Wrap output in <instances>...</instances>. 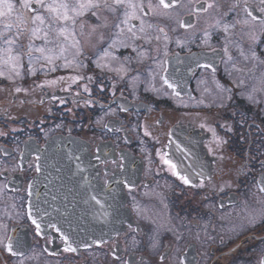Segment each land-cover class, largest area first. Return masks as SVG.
Masks as SVG:
<instances>
[{
	"label": "flooded vegetation",
	"instance_id": "flooded-vegetation-1",
	"mask_svg": "<svg viewBox=\"0 0 264 264\" xmlns=\"http://www.w3.org/2000/svg\"><path fill=\"white\" fill-rule=\"evenodd\" d=\"M8 2L0 264H264V0H66L74 23ZM57 136L80 160L47 153ZM105 198L120 229L72 235Z\"/></svg>",
	"mask_w": 264,
	"mask_h": 264
},
{
	"label": "water",
	"instance_id": "water-1",
	"mask_svg": "<svg viewBox=\"0 0 264 264\" xmlns=\"http://www.w3.org/2000/svg\"><path fill=\"white\" fill-rule=\"evenodd\" d=\"M56 146L57 149L55 148ZM83 146H85V142L80 138L57 136L47 143L46 150L47 153L51 152L58 155H67L69 160L78 161L80 160L78 155L83 151ZM103 201L105 205L101 207L100 213L96 212V215H93L91 214L92 212H89L90 214L84 215V217H76L74 215L72 218H69V230L72 235L76 236L81 241L91 242L108 237L116 230L120 229L123 224V218L116 212V202L109 198H105L100 204H102Z\"/></svg>",
	"mask_w": 264,
	"mask_h": 264
},
{
	"label": "snow or ice",
	"instance_id": "snow-or-ice-1",
	"mask_svg": "<svg viewBox=\"0 0 264 264\" xmlns=\"http://www.w3.org/2000/svg\"><path fill=\"white\" fill-rule=\"evenodd\" d=\"M36 3H39L41 5V7H47L49 9V11L55 13L56 17H58L59 19L63 20V21H69L72 20L74 23V18L72 16L69 15V3L66 2V0H64V2L58 3V4H47L45 5L44 0H35ZM124 0H115V3L117 5L123 3ZM160 4L163 5L164 7H168V4H165V0H160ZM93 6H98V5H94L91 3V0H89L88 3H82V2H77V4L75 6L72 7V11L76 14L79 15L81 14V11L79 10H85L87 8L93 7ZM13 4L8 2V0H0V17H3L5 15H10L13 12ZM24 7L28 8L30 7V0H25L24 3ZM128 7H131L132 9L136 8L135 4H129ZM209 7H211V5H209ZM61 9H63V11L61 12ZM261 11H264V9H261ZM132 15H134L135 13H131ZM129 15L128 13H126V16ZM17 19L20 21V23H26V20L23 19L22 17H17ZM29 19L33 20V21H40L41 23H43L44 21V17L37 14L34 17H29ZM124 23H127V19L124 21ZM262 23H264V21H262ZM9 27H11V25H9ZM49 27H51V25H49ZM40 31L39 28H34L32 29V34L33 36H35L38 32ZM59 33L60 35L64 36L65 39H68L69 37V29L67 27L61 28L59 29ZM47 33H45V39L47 40ZM9 43H11V41H9ZM64 49L61 48V51H63ZM38 51L43 52L44 49L40 48L38 49ZM255 55V53L253 54ZM182 179L185 180V182L187 183V178L186 177H182ZM253 223L255 222L254 220L252 221ZM8 251H12L13 250V243L11 241V238H9V243L7 245ZM69 251H75V249L73 248H69Z\"/></svg>",
	"mask_w": 264,
	"mask_h": 264
}]
</instances>
